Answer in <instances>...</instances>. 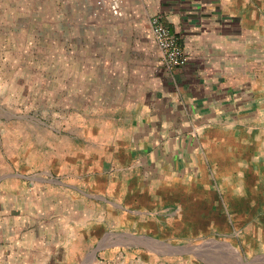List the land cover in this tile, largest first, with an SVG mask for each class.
I'll list each match as a JSON object with an SVG mask.
<instances>
[{
  "label": "rangeland",
  "instance_id": "374dc122",
  "mask_svg": "<svg viewBox=\"0 0 264 264\" xmlns=\"http://www.w3.org/2000/svg\"><path fill=\"white\" fill-rule=\"evenodd\" d=\"M105 18L0 0V264H264L263 139L208 155L207 185L143 183Z\"/></svg>",
  "mask_w": 264,
  "mask_h": 264
},
{
  "label": "crops",
  "instance_id": "0c3cea01",
  "mask_svg": "<svg viewBox=\"0 0 264 264\" xmlns=\"http://www.w3.org/2000/svg\"><path fill=\"white\" fill-rule=\"evenodd\" d=\"M122 13H106L114 38L106 46L107 70L123 89L135 90L127 94L128 155L143 183L207 185L208 155L261 139L264 145V0H124ZM154 17L185 53V67L160 65ZM70 247L65 264H78ZM149 254L144 264L156 263ZM51 255L47 261L63 260L59 249ZM166 255L161 260L171 262Z\"/></svg>",
  "mask_w": 264,
  "mask_h": 264
},
{
  "label": "built area",
  "instance_id": "2783aa9c",
  "mask_svg": "<svg viewBox=\"0 0 264 264\" xmlns=\"http://www.w3.org/2000/svg\"><path fill=\"white\" fill-rule=\"evenodd\" d=\"M124 0H95V7L101 13H107L114 18H121ZM150 30L158 53L160 65L166 71L185 67L187 59L183 50L177 45L173 35L156 17L150 20Z\"/></svg>",
  "mask_w": 264,
  "mask_h": 264
}]
</instances>
